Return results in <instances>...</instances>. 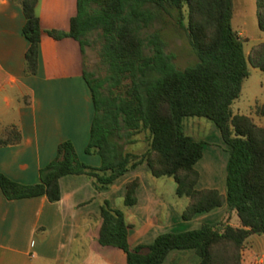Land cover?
I'll use <instances>...</instances> for the list:
<instances>
[{
    "label": "trees",
    "instance_id": "trees-1",
    "mask_svg": "<svg viewBox=\"0 0 264 264\" xmlns=\"http://www.w3.org/2000/svg\"><path fill=\"white\" fill-rule=\"evenodd\" d=\"M13 1L24 17L23 72L33 73L42 31L38 0ZM254 5L263 38L246 55L230 25L231 0H75L66 29L43 31L55 39L74 38L81 52L84 45H93L104 68L101 75L82 69L93 107L83 150L98 154L100 162L92 165L78 159L70 140L62 139L53 157L38 168L37 181L22 183L0 171L2 195L12 199L44 194L48 200L58 199V177L65 173H83L101 189L144 160L149 175L171 176L174 193L186 197L179 210L182 219L223 203L225 215L193 228L160 231L149 243L129 247L122 210L100 198L99 244L120 248L125 264H161L171 250H190L195 257L192 264H251L242 259L241 249L250 233H264V127L247 114L232 112L230 103L239 94L248 63L264 72V0H254ZM158 10L183 32L195 57L192 63L176 67L157 30L146 34L143 43L141 28ZM253 111L264 117V102H256ZM187 115L209 119L225 146L224 193L195 186L198 172L193 163L204 141L183 133L180 120ZM138 132L143 133V149H125ZM19 139L14 124L0 134V144ZM137 183L136 175L125 181L123 205L135 203ZM231 211L237 225L228 222Z\"/></svg>",
    "mask_w": 264,
    "mask_h": 264
},
{
    "label": "crops",
    "instance_id": "crops-1",
    "mask_svg": "<svg viewBox=\"0 0 264 264\" xmlns=\"http://www.w3.org/2000/svg\"><path fill=\"white\" fill-rule=\"evenodd\" d=\"M69 3L48 12L39 0L36 12L42 31L37 64L33 73L25 74L23 52L27 40L20 33L24 17L16 2L0 0V134L9 124L16 125L20 132L19 141L0 144V171L22 183L38 180V168L53 157L55 146L62 139L70 140L78 159L92 165L100 162L98 154L83 150L93 111L82 76L84 49L81 52L79 44L76 48L72 37L55 39L43 31L49 27L67 28L75 9L74 3ZM60 14L63 23L53 24L52 18ZM46 16H50L49 21H45ZM69 46L75 69L67 71L64 53ZM213 129L220 146L207 145L204 137H199L204 143L200 157L193 163L198 172L195 186L214 187L224 193L227 151L214 125ZM135 175L136 201L123 205L124 183ZM154 178L142 160L101 189H96L83 173L62 174L58 177L59 198L54 200L44 194L6 199L0 191V264H125L120 248L96 241L100 198L122 210L128 224L129 247L149 243L160 231L193 228L225 215L223 203L182 219L179 210L186 197L177 204L167 201L155 190ZM234 215L231 211L229 219L233 222L229 223L237 225ZM141 250L145 251V247ZM241 257L251 264L259 263L245 246ZM194 261L190 250H171L161 264Z\"/></svg>",
    "mask_w": 264,
    "mask_h": 264
},
{
    "label": "rangeland",
    "instance_id": "rangeland-1",
    "mask_svg": "<svg viewBox=\"0 0 264 264\" xmlns=\"http://www.w3.org/2000/svg\"><path fill=\"white\" fill-rule=\"evenodd\" d=\"M40 1L48 12H51V10L56 11L58 8L63 7L66 1L70 2L72 5L74 3L73 0ZM231 1L232 13L230 25L241 38L242 49L247 55L250 53L251 48L263 38V36H259L261 34L263 35V32L256 24L254 0ZM38 4L39 0L37 1L36 11ZM49 17L46 16L45 21L48 20ZM52 19V23L55 25L63 23L61 14L54 16ZM153 30L159 32L160 37L164 41V49L172 54L171 59L176 67H182L195 60L194 54L191 51L183 32L173 25L172 18L167 13L160 10L155 11L154 17L149 25L141 28L140 35L143 39V43L146 41L145 35ZM71 40H73L71 42H73L72 44H75L77 48V40ZM65 49L64 59H66L67 62L65 70L70 71L75 69L74 65L71 64L72 62H70L72 57V47L69 46ZM61 62H63V60ZM81 68L93 72L94 75L103 74L104 68L99 63V58L93 45H84ZM247 68L248 74L242 79L239 94L230 103V109L232 112H240L249 115L255 123L264 127V117L255 114L253 111L256 102H264V72L249 63L247 64ZM2 104L3 102L0 99V105ZM180 122L183 133L193 137H204L203 139L207 145L220 146L219 139L216 137V131L213 129V124L209 119L203 116L187 115L183 116ZM134 136L136 141L125 144L124 148L139 152L145 145L143 133L138 132ZM223 149L225 150V146ZM154 187L155 190L169 202L177 204L180 200L185 201L184 195H176L174 193V181L171 176H156L154 178ZM229 221L233 222V219H228V222ZM243 246L249 249V253L251 251L254 258L259 261L258 264H264V233H250L244 240Z\"/></svg>",
    "mask_w": 264,
    "mask_h": 264
}]
</instances>
